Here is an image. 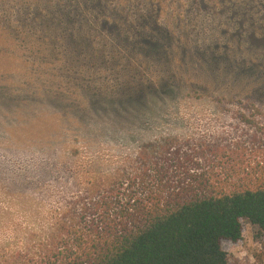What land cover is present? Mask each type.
Returning a JSON list of instances; mask_svg holds the SVG:
<instances>
[{
	"label": "rangeland",
	"instance_id": "1",
	"mask_svg": "<svg viewBox=\"0 0 264 264\" xmlns=\"http://www.w3.org/2000/svg\"><path fill=\"white\" fill-rule=\"evenodd\" d=\"M84 1L0 0V264H62V223L157 159L221 182L264 163V131L240 120L264 125V0H127L114 17ZM223 248L264 264L247 222Z\"/></svg>",
	"mask_w": 264,
	"mask_h": 264
},
{
	"label": "trees",
	"instance_id": "2",
	"mask_svg": "<svg viewBox=\"0 0 264 264\" xmlns=\"http://www.w3.org/2000/svg\"><path fill=\"white\" fill-rule=\"evenodd\" d=\"M111 1L86 0L82 8L90 12L88 5L97 4L92 14H123L121 4L127 0H117L113 13L100 5ZM73 10L78 14L81 9ZM63 16L69 23V13ZM92 19L101 28L103 23ZM116 38L127 44L124 36ZM150 38L145 39L148 51ZM240 116L244 125L264 131V125ZM169 167L160 158L127 177L120 188L89 192L87 207L75 212L77 230L75 224L62 223L72 245L56 257L62 264H229L223 245L241 241L244 222L264 235V163L222 182L219 174L177 173L178 167ZM29 255L15 251L5 256L4 264H30Z\"/></svg>",
	"mask_w": 264,
	"mask_h": 264
}]
</instances>
